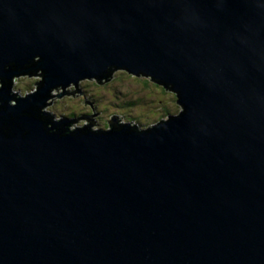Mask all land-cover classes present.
I'll use <instances>...</instances> for the list:
<instances>
[{
  "label": "water",
  "instance_id": "water-1",
  "mask_svg": "<svg viewBox=\"0 0 264 264\" xmlns=\"http://www.w3.org/2000/svg\"><path fill=\"white\" fill-rule=\"evenodd\" d=\"M116 71L179 115L44 111ZM0 98V264H264V0H0Z\"/></svg>",
  "mask_w": 264,
  "mask_h": 264
},
{
  "label": "rangeland",
  "instance_id": "rangeland-1",
  "mask_svg": "<svg viewBox=\"0 0 264 264\" xmlns=\"http://www.w3.org/2000/svg\"><path fill=\"white\" fill-rule=\"evenodd\" d=\"M41 80L29 76L15 77L12 88L15 93L18 90L22 94L30 93L36 89L35 83ZM165 89L167 91L150 79L116 71L112 81L105 85L92 80L53 91L54 97L47 109L54 119H77L69 124L74 128L92 125L94 130L107 129L114 117H118L119 123L129 121L132 125L146 127L159 122L165 114L164 109L172 114L181 111L175 94Z\"/></svg>",
  "mask_w": 264,
  "mask_h": 264
},
{
  "label": "clouds",
  "instance_id": "clouds-1",
  "mask_svg": "<svg viewBox=\"0 0 264 264\" xmlns=\"http://www.w3.org/2000/svg\"><path fill=\"white\" fill-rule=\"evenodd\" d=\"M246 2H252V3H255V4H257V6H259V0H246ZM116 73V72H115ZM132 76H134V75H132ZM22 79H24V78H22ZM35 79H37V80H39V79H43V76H40V75H38L37 77H35ZM19 81H21L20 79H19ZM95 81V80H94ZM38 83V82H37ZM37 83H35V85L37 84ZM159 85V84H158ZM75 86V85H74ZM159 86H161V85H159ZM65 89V88H64ZM162 89L164 90V91H167L163 86H162ZM35 91H37L35 88L32 90V92L34 93ZM32 92H30V93H24V94H22L21 93V91H17L16 93H15V89H13V92L10 94L12 97L16 94L17 96H19V95H25V96H27V95H30ZM176 96V95H175ZM177 97V96H176ZM176 101H178V100H176ZM177 104H178V102H177ZM51 105V104H50ZM50 105H49V107H50ZM179 105V104H178ZM9 106L10 107H16L17 106V100H15V99H12V100H10L9 101ZM180 106V105H179ZM48 107V108H49ZM181 107V106H180ZM0 110H2V98H0ZM166 109H164V111H165ZM44 111H48V109H44ZM49 112V111H48ZM51 113V112H50ZM167 113V114H166ZM180 113V112H179ZM168 114H172V113H170V112H165V114L164 115H168ZM163 115V116H164ZM176 115H179V114H172V115H169L168 117H161V119L159 120V122H157V123H155V124H158V123H160V122H162V121H164V120H168L171 116H176ZM88 118V117H87ZM57 119V118H56ZM89 119V118H88ZM58 120V119H57ZM128 123H130L129 121H127ZM155 124H152V125H148V126H146V127H139V126H137V125H133V126H135V127H137L138 129H147V128H149V127H151V126H153V125H155ZM92 126V125H91ZM107 129H109V125H107ZM78 128H80V129H82V127H78ZM107 129H99V130H107ZM94 130V129H93ZM96 130V129H95Z\"/></svg>",
  "mask_w": 264,
  "mask_h": 264
},
{
  "label": "bare ground",
  "instance_id": "bare-ground-1",
  "mask_svg": "<svg viewBox=\"0 0 264 264\" xmlns=\"http://www.w3.org/2000/svg\"><path fill=\"white\" fill-rule=\"evenodd\" d=\"M63 89V88H62ZM59 90V89H58ZM19 97H25V95H19ZM77 119H75V118H73V119H70L69 120V124H71V123H73V122H75ZM121 123H125V122H121ZM128 124H130V123H128ZM82 128H86V129H88V130H93L92 129V126H89V125H87V126H81Z\"/></svg>",
  "mask_w": 264,
  "mask_h": 264
},
{
  "label": "flooded vegetation",
  "instance_id": "flooded-vegetation-1",
  "mask_svg": "<svg viewBox=\"0 0 264 264\" xmlns=\"http://www.w3.org/2000/svg\"><path fill=\"white\" fill-rule=\"evenodd\" d=\"M160 87H162V86H160ZM165 112H168V110H165ZM169 115H172V114H168V115H164L163 117H168Z\"/></svg>",
  "mask_w": 264,
  "mask_h": 264
},
{
  "label": "trees",
  "instance_id": "trees-1",
  "mask_svg": "<svg viewBox=\"0 0 264 264\" xmlns=\"http://www.w3.org/2000/svg\"><path fill=\"white\" fill-rule=\"evenodd\" d=\"M168 112H170V111H168ZM176 114V113H175ZM177 114H179V113H177Z\"/></svg>",
  "mask_w": 264,
  "mask_h": 264
}]
</instances>
